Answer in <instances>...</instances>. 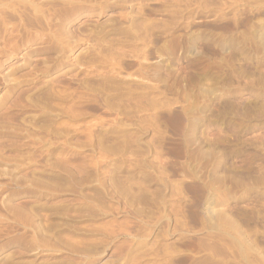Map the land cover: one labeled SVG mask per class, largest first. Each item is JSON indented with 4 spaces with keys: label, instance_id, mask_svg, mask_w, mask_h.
<instances>
[{
    "label": "rangeland",
    "instance_id": "rangeland-1",
    "mask_svg": "<svg viewBox=\"0 0 264 264\" xmlns=\"http://www.w3.org/2000/svg\"><path fill=\"white\" fill-rule=\"evenodd\" d=\"M0 264H264V0H0Z\"/></svg>",
    "mask_w": 264,
    "mask_h": 264
},
{
    "label": "bare ground",
    "instance_id": "bare-ground-1",
    "mask_svg": "<svg viewBox=\"0 0 264 264\" xmlns=\"http://www.w3.org/2000/svg\"><path fill=\"white\" fill-rule=\"evenodd\" d=\"M12 19V18H11ZM7 23V22H6ZM23 30V29H22Z\"/></svg>",
    "mask_w": 264,
    "mask_h": 264
}]
</instances>
